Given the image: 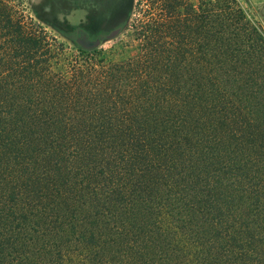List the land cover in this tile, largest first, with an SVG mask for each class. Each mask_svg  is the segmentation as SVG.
Masks as SVG:
<instances>
[{"label":"trees","instance_id":"16d2710c","mask_svg":"<svg viewBox=\"0 0 264 264\" xmlns=\"http://www.w3.org/2000/svg\"><path fill=\"white\" fill-rule=\"evenodd\" d=\"M195 1L137 0L112 61L0 0V264H264V34Z\"/></svg>","mask_w":264,"mask_h":264},{"label":"rangeland","instance_id":"374dc122","mask_svg":"<svg viewBox=\"0 0 264 264\" xmlns=\"http://www.w3.org/2000/svg\"><path fill=\"white\" fill-rule=\"evenodd\" d=\"M19 1L23 3L27 13L46 27L49 32L56 35L67 46V52H78V48L81 47L76 41L78 28L73 27V22H81L86 26L85 31L88 33L89 38L93 40L100 39V44L97 47L88 49L90 52L96 50L100 52L99 56L112 61H118L137 53L138 41L136 40L133 28L126 29V26H123L126 23L130 24L132 20L141 18V13H139L141 7L135 8L137 0ZM194 2L197 1L194 0ZM236 2L243 9L247 18L264 34V0H236ZM111 5L114 6L112 7ZM116 7L119 11L121 8L122 13L120 14L116 10L110 20L107 19L110 16L111 10H114ZM114 20L117 21V25L121 21L125 22L117 28L119 31L115 35L110 36V33L117 29H114V27L109 29L108 26L110 24L105 27L103 22L109 23ZM254 88L255 94L252 97V102L250 101L249 103L259 108V113L255 115L259 119L252 121L256 126L250 127L253 132L252 136L244 139L245 144H250L252 148L254 146L258 147V143L262 141V139L259 141L260 134L264 132L261 130L264 127V69L256 77ZM259 101L261 102L259 103ZM236 134V137L239 138V132ZM231 142L235 144L237 140H232ZM252 148L251 150H253Z\"/></svg>","mask_w":264,"mask_h":264},{"label":"water","instance_id":"95a60500","mask_svg":"<svg viewBox=\"0 0 264 264\" xmlns=\"http://www.w3.org/2000/svg\"><path fill=\"white\" fill-rule=\"evenodd\" d=\"M119 29L114 30L110 33V36L115 35ZM77 43L86 49L95 48L100 44V39H91L89 38L88 34L83 30H77V36H76Z\"/></svg>","mask_w":264,"mask_h":264},{"label":"crops","instance_id":"0c3cea01","mask_svg":"<svg viewBox=\"0 0 264 264\" xmlns=\"http://www.w3.org/2000/svg\"><path fill=\"white\" fill-rule=\"evenodd\" d=\"M112 7L114 6V5H111ZM116 10L118 11V12H120V14L122 13V9L120 8V11H119V9H117V7L113 10H111V12L109 13V17L107 18V19H109L110 20V18L112 17V15H113V13H115L116 12ZM125 21H121L118 25L117 24H115V25H117V26H115V25H110V27L108 26V24H111V22H109V23H105V22H103V25L106 27V25L109 27V29L110 28H113L114 27V29H117V28H119L121 25H122V23H124ZM73 27H77L78 29L77 30H83V31H85V28H86V26L84 25V24H82L81 22H79V23H76V22H73ZM80 27V28H79ZM104 27V28H105ZM106 29V28H105ZM86 32V31H85ZM87 33V32H86ZM88 34V33H87Z\"/></svg>","mask_w":264,"mask_h":264},{"label":"flooded vegetation","instance_id":"af4514ba","mask_svg":"<svg viewBox=\"0 0 264 264\" xmlns=\"http://www.w3.org/2000/svg\"><path fill=\"white\" fill-rule=\"evenodd\" d=\"M115 24H117V21L116 20L112 21L110 25H115Z\"/></svg>","mask_w":264,"mask_h":264}]
</instances>
